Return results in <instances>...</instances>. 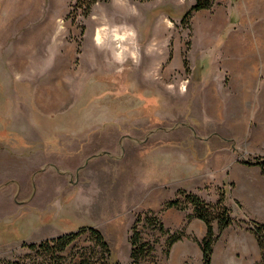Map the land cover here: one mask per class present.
<instances>
[{"label": "rangeland", "instance_id": "1", "mask_svg": "<svg viewBox=\"0 0 264 264\" xmlns=\"http://www.w3.org/2000/svg\"><path fill=\"white\" fill-rule=\"evenodd\" d=\"M194 3L109 0L96 3L86 15L83 6L78 8V0H0V147L8 148L0 150V156L8 155L14 162L13 169L11 164L7 171L0 167V175L7 173L13 180L7 189L0 187L5 189L0 194V262L30 254L29 260L43 261L29 249V243L85 227L103 232L113 258L121 264L132 262V226L139 214L152 211L130 210L136 180L142 176L136 171L151 180H175L184 186L183 173L189 170L184 163L191 157L188 145L185 150L177 134L183 129L186 136L204 137L226 129L205 117L198 120L196 102L199 83H209L215 72L213 53H225V46L219 48L216 41L229 20V0L194 11L184 22L183 14ZM244 7V24L242 17L227 26L226 43L234 36L231 42L240 40L241 46L229 53L258 56L264 53V0H250ZM221 11L223 22L211 40L203 42L202 20ZM99 29L104 31L101 41L97 39ZM115 29L130 34L123 53L118 51ZM144 71L148 83L160 80L175 103L163 97L160 100L167 104L144 106L145 101L135 95L136 76ZM260 76L264 81V75ZM234 78L227 70L221 81L228 87ZM184 83L188 93L181 89ZM251 102L258 104L256 99ZM141 103L148 115L143 134L154 132L144 135L147 143L135 148L136 134H140L136 109ZM262 111L264 121V106ZM253 121L255 131L258 120ZM220 133L212 135L214 141H221ZM239 145L247 147L245 151L250 148L249 143ZM259 155L264 152L253 150L247 158ZM46 168L61 171V177L54 181L47 174L45 180ZM4 197L8 202L5 211ZM153 211L139 228L145 240L156 243V259L143 264H170L169 234L185 229V236L177 242L195 241L196 236L186 233L185 224L173 229L163 222L168 231H161L162 213ZM94 245L86 231L68 255L76 261ZM196 249L191 251V264H203Z\"/></svg>", "mask_w": 264, "mask_h": 264}, {"label": "crops", "instance_id": "2", "mask_svg": "<svg viewBox=\"0 0 264 264\" xmlns=\"http://www.w3.org/2000/svg\"><path fill=\"white\" fill-rule=\"evenodd\" d=\"M249 1L229 0V20L225 21V27L221 29L216 41L217 44L220 43L219 48L225 46V53H213L216 69L211 80L209 83L198 82L200 86L197 90L198 101L196 103L199 109L197 119L205 117L209 121L225 125L226 129L222 131L219 129L221 133L208 129L213 132H211V135H203L204 137L198 135L186 136V131H182V129L181 134H177V136H181L179 139L180 141L182 140L181 143L184 149L188 145L187 148H189L191 157L189 161L184 163L189 165L188 174L183 173V179L186 184L181 186L175 180L167 181L156 178L151 180L145 174H142L143 172L137 170L136 174H141L142 176L140 181L136 180V194L133 207L130 209L131 211L150 209L158 211L166 201L176 196L179 188L193 191L207 201L212 202L218 200L220 188L225 190L227 203L232 210V215L239 219L240 222L230 225L223 231L214 246L212 264H255L262 259V248L256 233L251 230V227H253L254 221L264 223V171L258 165L244 163L242 157L246 159L247 155L253 150L264 152V121L260 113L263 112L262 107L264 106V81L261 80L260 76L261 74L264 75V53H259L258 56L256 53H229L235 47L239 50L241 41L238 40L237 44H233V36L226 43V38H228L229 34H226L225 31L227 26L241 21L243 10H245L243 8H245V4L248 6ZM218 13L213 16L215 18L219 17L216 29L210 24V19L213 17L207 18L208 20H202V28L205 32L202 33L201 38L205 43L211 40L212 35L223 22L222 11V14ZM241 24H244V17ZM159 33L157 39L159 38ZM207 37L209 41L204 40ZM260 57L263 58L262 62L259 61ZM162 67L159 68L162 70ZM167 70H171V68H167ZM227 70L235 76V80L232 83L233 86L230 85L232 87H225V84L221 81ZM148 78V73L144 71L136 76L135 80V95L145 101L144 106H151L152 103H156V105L175 103L173 101L174 97H169L161 88L160 80L157 84L152 81L148 83ZM186 88L187 85L185 88L181 86L182 90ZM186 90L188 93V89ZM145 92L149 96H146ZM187 93L184 94L186 95ZM144 95L145 98H143ZM163 97L168 100L166 101L167 103L160 100ZM169 98L170 100L172 98V100L169 101ZM192 99L195 100L196 97H192ZM252 99L258 100V104L252 105ZM136 111L135 123L140 126V134H136L139 140L136 141L135 148H138L147 143L144 135L152 134L154 131L147 130V133L143 134L144 128L142 124L148 122V115L144 114L142 103ZM158 111L156 109L155 112L158 113ZM253 119L258 120V129L255 131L252 130ZM107 131L110 132V130ZM217 133H220L218 134L219 137H217L221 140L219 142L214 141V137H212V135ZM160 137L162 138L161 140L165 138L163 136ZM159 143H162V141ZM246 143L250 145L247 151L244 150L247 147L241 148L239 145H245ZM205 144L208 147H205ZM5 149L8 148L0 147V150ZM10 164L13 169L14 162L12 159L8 155L2 154L0 156V167L3 168L2 170L7 171ZM43 172L46 174L44 175L45 180L48 179L47 174H50L51 180L54 179V181L62 175L61 171H53L50 168L44 169ZM0 179V187H5L6 189L9 187V183L13 182V180L10 181V176L7 173L6 175H0ZM4 190V188H0V194ZM30 201L27 200V203L29 204ZM3 206L6 207L3 210H7L8 202L6 197H4ZM186 211L173 207L163 211L161 216L163 222L170 228L174 229L187 224L186 233L202 239L207 233L206 223L200 218H192L187 221L188 214L192 213L193 210ZM214 227L217 230L218 224L214 223ZM193 249H196L197 252L199 251V256L203 261V253L199 243L193 240H186V242L179 241L174 244L169 256L170 264H191V251Z\"/></svg>", "mask_w": 264, "mask_h": 264}, {"label": "trees", "instance_id": "3", "mask_svg": "<svg viewBox=\"0 0 264 264\" xmlns=\"http://www.w3.org/2000/svg\"><path fill=\"white\" fill-rule=\"evenodd\" d=\"M109 0H78V8H82L86 15L90 14L92 7L99 2H108ZM217 0H195V3L190 9L183 14V21L185 22L194 11L210 9L214 6ZM249 165H258L264 171V155H259L254 158H246L242 160ZM193 205V212L188 214L187 221L192 218H200L207 225V233L199 239L194 237L201 247L203 253V263L212 264L214 255V246L221 237L223 231L230 225L240 222L239 219L232 215V210L227 203L226 192L220 188L219 198L216 202L207 201L199 194L187 191L186 189H179L174 198L166 201L158 213L169 208H178L180 210H187L189 205ZM155 212L147 211L139 214L132 226L131 241V259L130 264H143L148 259L155 260L156 243L145 240L139 228L141 222H147L151 219L150 214ZM186 221V222H187ZM214 223L218 224V229L214 227ZM184 225V228H186ZM161 231H168L165 228L163 221L159 223ZM251 230L254 231L262 248V259L255 264H264V223L254 221ZM89 231L95 245L86 249L80 257L75 261V257L68 255L72 244H74L80 236ZM185 236V229L169 234L167 238V254L170 255V249L180 239ZM29 249L36 255L43 257V261L29 260L32 254L25 258L17 260H2L0 264H121L120 260L113 258V252L103 232L96 227H85L78 231H71L62 233L58 236L48 237L40 242H32L27 245ZM99 248V249H97ZM101 254V256L98 255Z\"/></svg>", "mask_w": 264, "mask_h": 264}, {"label": "bare ground", "instance_id": "4", "mask_svg": "<svg viewBox=\"0 0 264 264\" xmlns=\"http://www.w3.org/2000/svg\"><path fill=\"white\" fill-rule=\"evenodd\" d=\"M24 5V4H23ZM27 5V4H26ZM17 8H19V7H17ZM22 8V7H21ZM34 9V8H33ZM36 9H37V7H36ZM20 10V9H19ZM18 10V11H19ZM17 11V10H16ZM37 11H39V10H37ZM36 11V12H37ZM31 13H33V12H31ZM16 14V13H15ZM14 14V15H15ZM20 13H18V15H19ZM37 14H38V12H37ZM219 14V13H218ZM222 14V13H221ZM251 14V13H250ZM11 15V14H10ZM33 14H31L30 15V13H29V16H32ZM15 16H17V14L15 15ZM28 16V15H27ZM53 16V15H52ZM8 17H11V16H8ZM7 17V18H8ZM2 18V17H1ZM11 18H13V17H11ZM31 18V17H30ZM208 20V19H207ZM166 21L169 23V25L171 26L172 25V21L169 19V18H167L166 19ZM219 21V17H213L212 19H210V24L212 25V27L213 28H215L216 27V24H217V22ZM1 22H4L3 21V19H2V21ZM7 23V22H6ZM205 23V22H204ZM4 24V23H3ZM49 24V23H48ZM208 24V23H207ZM46 25H47V22H46ZM2 26V25H1ZM4 26V25H3ZM50 26V25H49ZM48 26V27H49ZM51 27V26H50ZM104 27H106V26H104ZM0 28H2V27H0ZM4 28V27H3ZM46 29V28H45ZM44 29V30H45ZM49 29V28H48ZM106 28H104V30H105ZM216 29V28H215ZM47 30V29H46ZM163 31V30H162ZM205 31V30H204ZM166 32V31H165ZM39 34V33H38ZM161 35H162V33H160ZM164 34V33H163ZM114 35H115V40H117V42H118V46L120 47L119 48V53H123V49L124 48H128V46H127V44H125V41L128 39V35H130L129 33H127V32H124V33H121V32H119V31H116V29H115V33H114ZM161 35H159V38L158 39H161L162 37H160ZM103 36H104V31L103 30H101V29H99V31H98V33H97V39L98 40H102L103 39ZM210 36V35H209ZM240 37V36H239ZM205 41H209V38L207 37V38H205L204 39ZM254 42V41H253ZM236 48V47H235ZM253 51V50H252ZM131 53H134V52H132L131 51ZM248 63V62H247ZM246 64V63H245ZM244 64V65H245ZM249 66V65H248ZM261 67V66H260ZM248 70V69H247ZM247 75H249V74H247ZM246 75V76H247ZM247 80V79H246ZM182 87L183 88H185L186 87V84L184 83L183 85H182ZM213 93V92H212ZM238 103V102H237Z\"/></svg>", "mask_w": 264, "mask_h": 264}]
</instances>
